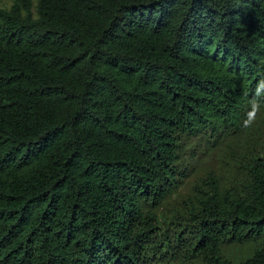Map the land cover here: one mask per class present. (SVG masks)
<instances>
[{
    "label": "trees",
    "instance_id": "trees-1",
    "mask_svg": "<svg viewBox=\"0 0 264 264\" xmlns=\"http://www.w3.org/2000/svg\"><path fill=\"white\" fill-rule=\"evenodd\" d=\"M264 105V0H14L0 9V264H143L183 137ZM195 190L202 264L260 241L244 191Z\"/></svg>",
    "mask_w": 264,
    "mask_h": 264
},
{
    "label": "rangeland",
    "instance_id": "rangeland-1",
    "mask_svg": "<svg viewBox=\"0 0 264 264\" xmlns=\"http://www.w3.org/2000/svg\"><path fill=\"white\" fill-rule=\"evenodd\" d=\"M14 0H0V9L8 11ZM35 13L37 0H31ZM264 155V105H251L235 125L213 132L201 131L183 137L178 145L175 165L176 187L158 206L147 208L154 216L156 235L151 239L154 252L147 250L143 264H202L201 257L187 244H194L197 226L194 213L195 190L210 179H218L221 189L244 191L249 171ZM260 241L228 243L222 257L238 264L253 255Z\"/></svg>",
    "mask_w": 264,
    "mask_h": 264
}]
</instances>
